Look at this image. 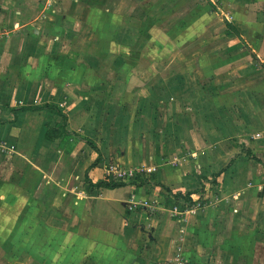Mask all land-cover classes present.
I'll use <instances>...</instances> for the list:
<instances>
[{
  "label": "crops",
  "instance_id": "0c3cea01",
  "mask_svg": "<svg viewBox=\"0 0 264 264\" xmlns=\"http://www.w3.org/2000/svg\"><path fill=\"white\" fill-rule=\"evenodd\" d=\"M88 1L92 3L96 1L95 6L97 8L89 5ZM219 1L222 6L217 7V9L226 13L225 15L228 17L225 24L227 23L226 28L229 27L230 30L226 33V39L240 46L231 52L217 54H203L201 52L197 57H189V60L196 61L199 67L197 73L199 70L202 71L205 83L201 87L199 82L195 88L190 86L192 80L189 79H192L191 76L195 73V69L183 74L179 72L174 74L180 76L178 79L180 82L177 86L183 93L171 97V101H165L166 104L157 95L155 98L151 97L150 102L146 103L148 112H145L144 116L141 115L136 118L137 121L140 119L139 122L142 126L150 125V131L156 133L153 135L157 137H159L157 133L164 131H166L165 134L176 133L177 139L179 137V140H182L181 144L182 142L184 144V141L187 144L184 145V149L189 150V155L198 159L197 162L194 161L196 166H193V170L198 169L199 171L198 174L193 172V175L196 179L195 184L198 183L199 186L195 188L189 186L186 191L179 190L178 192L184 194L187 191H193L194 203L192 206L199 204L202 210L208 204L206 200L208 197L204 198L207 189L206 183L213 184L214 188H217L222 181V179L220 180L221 176L226 172L222 171L231 160L233 163L228 171H232V169L236 171L238 160L241 157L248 161L250 169L248 175L251 177L248 176V178L250 181L252 180L253 187L259 180H256L258 177L252 167L264 169V145L258 146V149L254 148L256 142L254 139L251 145L245 142V144L240 145V141L233 140V147L236 149L228 162L225 159L224 161L215 160L207 164V156L200 151L203 147L200 140L207 137L204 132L207 125L216 128L218 131L216 137L221 140L224 137H231L235 128L237 131L240 130L239 120L242 116L238 110V101L235 102V98H233L235 91L245 89L250 91L253 96L259 95L261 92L264 93V74H259V71L264 70V0ZM105 2L106 0H0V214H5L3 218L1 217L4 219L5 217L9 218L7 212H21L24 217L31 218L34 216L38 219L43 213L42 208H39L40 206L47 209L51 203L57 204L60 200V205L63 208L55 212L56 215H60L66 210L64 207H73L75 203H83L82 199H85V203H92V208L86 207L82 216L84 215L87 221V234L93 246L99 242L104 245V248L112 251L121 248L120 250L123 249L124 251L125 249L132 252L131 259L134 260L130 264H167L169 261L163 257L173 249L174 241L171 240L168 246L162 242L165 240L163 235L166 234L164 224L166 225L171 220L170 223L174 225L181 224L186 236L189 235L188 231L190 232L191 229L201 236V231L191 225L182 226V222L188 221L196 212L191 209L183 214V217H180L182 214L179 215V212L176 211V215H174L172 206L164 205L165 199L162 190L153 183L137 187L125 185L116 189H105L90 187L86 181L87 174L93 183L108 179V177H106V165L101 161L103 150L100 143L84 134L86 129L85 115L93 100L92 89L96 87V79L103 80L95 72L96 70L91 63L85 61V54L91 53L97 57H105L103 56L104 52L105 55L118 51L121 54V52L128 50L124 44L129 41L126 32L121 30L122 26L118 27V24H121V16H117L118 21L117 18L112 21L116 20V23H111L108 20L107 12L109 9ZM205 8L206 4L203 7V5L194 2V10L202 11L198 16H195L196 22L182 24L184 25V33H190L192 29L197 28L196 31L199 30L200 35H202L201 29L207 28L209 18L220 19L217 13L214 15L205 13ZM144 21V19L141 20V22ZM152 27L151 31L149 30L151 34ZM98 29L103 30V33L101 34V30ZM93 31H96L97 34L95 35ZM138 39V37L135 39L136 43L140 42ZM83 42L88 43L86 51L80 46ZM110 44L116 45V51L109 48ZM243 60H246V63L240 66ZM255 62L259 64H255ZM234 68L239 69L234 71ZM187 76L188 78H186ZM193 78L199 81V77ZM141 81L142 79L137 83L135 88L137 91H142L144 87L148 88L151 94L156 91L157 88L153 90V86L151 88ZM198 85L199 87L196 88ZM189 88L194 89V92H189ZM210 90L220 94L222 98L219 96L221 99L219 101H222L223 106L224 104L231 105L226 106L231 112L228 113L224 110V113L221 110L224 108L220 109L221 104L207 98V93ZM226 91L230 92L226 93ZM193 95H197V102L192 99ZM262 104L264 106V102ZM45 105L58 107L67 114L71 131L90 138L96 143L101 151V160L96 166L90 168L98 157L94 158L91 155L92 152L89 154L87 151L88 158L84 159V163H88V165H83V160L76 159L79 157L77 148L72 146L71 152L67 153L60 148L57 142L45 139L47 122L41 120L37 124H33L32 115L40 113L48 115L50 110L18 111L16 116L10 111L22 106L43 107ZM172 108L176 109L174 116L171 114ZM194 108H197L198 111L196 112ZM233 110L236 111L233 112ZM45 120L47 119L45 118ZM259 121L264 123V116H261ZM157 122L164 125L162 131L155 129L156 126L154 125ZM170 123L172 126L175 124L176 128H172ZM137 126L138 124L135 128ZM70 141L72 142L73 138ZM83 143L86 145L85 142ZM197 145L201 148L196 149ZM243 146L249 148L252 155L261 160V163L246 157L244 151H241ZM92 151L95 152L94 149ZM63 158L69 163L63 164ZM216 165L219 168H214L210 174L204 171L208 168L213 169ZM70 167H74V169ZM63 170L67 171L64 178L61 177ZM75 172L76 175H74ZM219 172L222 173L217 181L211 182L212 174ZM199 177H207L208 180ZM67 178L81 180V186L86 192L81 193L82 195L76 193V185H73L74 182H72L69 184L71 188L68 193L70 194L66 195L60 192L61 195H59L62 183ZM167 179L170 180V175L167 176ZM17 180L21 185L17 183ZM183 180L184 177H181L180 181ZM234 180L235 178H233V182ZM157 181L162 182L161 179H157ZM166 186L173 193H177L169 184ZM89 187L97 189L99 194L92 193ZM202 188L203 190L199 191ZM153 195V201L158 206L157 212L154 215L145 214L148 209H142L139 212L138 207L140 205L136 203L150 200ZM131 199L135 201V208L129 205ZM227 201L228 205H232L233 200ZM252 201L254 202V195H250L247 197V202H243L248 204V207L250 206V211ZM261 202L263 204L264 199ZM182 203L184 201H181L180 205ZM2 205L5 207L3 208ZM60 207L57 206L58 209ZM229 209L225 213L226 223L231 219L232 221L235 220L234 217L237 215L233 206H230ZM261 211L262 217H264V210ZM246 212H248V208ZM253 215V218L257 219L258 210L253 212ZM163 216L165 217L164 220H162ZM145 218L146 220L157 221L155 228L158 230H156L155 239L149 240L151 235H154V233L151 234V228L150 232L144 233L142 231L144 226H140V224L145 223ZM137 219L140 220V223L136 224ZM201 219L207 225L205 214L200 217ZM218 223H220V219L216 215L214 227ZM212 232L215 236V230ZM229 232L232 235L234 233ZM187 237V242H189L188 239L190 240L191 236ZM192 237L194 238V235ZM141 238L149 240L146 245L144 244L145 246L142 244L144 241ZM107 240L112 242H107ZM187 242L185 241L184 244ZM141 244L142 247L147 248L145 255L142 258H136L135 249L138 247L137 245ZM191 244L192 241L189 245ZM214 246L215 252L222 247V245L217 244ZM196 249L200 251L198 247ZM231 249L234 250L232 246ZM184 250L190 252L194 251L195 248H186L185 246ZM150 256L154 257V261L150 262ZM160 259H163V262ZM147 260L149 261L147 262Z\"/></svg>",
  "mask_w": 264,
  "mask_h": 264
},
{
  "label": "rangeland",
  "instance_id": "374dc122",
  "mask_svg": "<svg viewBox=\"0 0 264 264\" xmlns=\"http://www.w3.org/2000/svg\"><path fill=\"white\" fill-rule=\"evenodd\" d=\"M194 2L203 5V7L206 4L205 13L212 15L217 13L219 18L223 20L209 18L207 28L201 29L202 35H200L199 30L196 31L197 28L192 29L190 33H184V25L196 22L195 16H198L202 11L194 10ZM95 3L97 2L88 1L89 5L97 8ZM105 3L109 9L107 14L111 23H116L115 21L119 20L117 16H121V24H118V27L122 26L121 30L126 32L128 36L129 41L124 44L128 50L121 52V54L118 51L105 55L104 52L103 56L105 57L93 56L91 53L85 54V61L91 63L96 70L95 72L103 80L96 79V87L92 89L93 100L85 115L86 129L84 134L100 143L103 150L101 161L105 163L106 168L113 167L115 171L123 170L133 173L129 179L120 181L141 183L145 179L149 182L161 179V183L169 184L174 192L179 190L184 192L189 186L195 188L199 184H195L196 179L193 172L198 174L199 170H193V166H196L194 163L198 159L191 157L187 148L184 149V145H187L185 141L183 140L184 144L183 142L181 144L182 140H179V137L177 139L176 133L165 134L166 131L164 130L162 133H157L159 135L157 137L153 135L156 133L150 131V125L142 126L139 122L140 119L137 121L136 118L141 115L144 116L145 112H148L146 103L150 102L151 97L155 98L157 95L160 100L165 102L171 101V97L183 93L177 86L180 82L178 80L180 76L174 74L178 72L183 74L195 69V73L191 76L192 79H189L192 80L190 86L195 88L199 82L201 87L205 83L202 71L199 70L197 73L199 67L196 61L189 60V57H197L201 52L203 54L231 52L240 46L226 39V33L230 30L229 27L226 28L227 23L225 24L228 17H226V13L217 9V7L222 6L219 0H106ZM115 18L117 19L112 22ZM143 19L145 21L141 22ZM151 27L153 28L152 34L150 33ZM100 32L102 34L103 30ZM93 33L97 34L96 31ZM137 37L140 40L139 43L135 41ZM86 42L80 45L84 51L88 45ZM109 48L116 51L114 44H110ZM245 63L246 60H243L240 66ZM255 64L259 63L255 62ZM237 69L239 68H234V71ZM259 72V74H264L263 69ZM193 77H199V81ZM140 79L146 85L153 86V90L157 88L156 91L151 94L150 90L145 87L142 91H137L135 88ZM189 92L193 93L194 89L189 88ZM228 92L230 91H226V93ZM207 95L211 101L221 104L220 109L224 108L221 110L231 112L229 107H226L231 105L224 104L223 106L222 101H219L221 100L219 93L210 90ZM262 95L264 93L261 92L259 95L253 96L250 91L245 89L235 91L233 98H235V102L238 101V110L242 117L239 120L240 130L237 131L235 128L231 137H224L221 140L216 137L218 131L214 126L209 125L208 127L207 125L206 130L204 128L207 137L200 140L203 146L200 151L207 156V164L215 160L224 161L225 159L228 162L236 149L233 147V140L240 141V145L245 143L251 145L254 139L256 141L254 148L256 149L264 145V123L259 121L260 117L264 116L262 104L264 96ZM192 99L197 102V95H193ZM195 111H198L197 108ZM235 111L233 110V112ZM175 113L176 109L172 108L171 114L174 116ZM32 116L33 124H37L41 120L53 124L60 120L59 117L54 116L52 111L48 115L40 113ZM137 124L138 126L135 128ZM170 124L172 126V123ZM73 125L75 124L73 123ZM154 126H156V130L162 131L164 125L157 122ZM172 128L175 129L176 125L173 124ZM62 144L63 148L67 150L72 146L77 148L79 157L76 159L83 160V165L86 164L84 159L88 158L87 151L89 154L92 152L91 155L94 158L98 156L97 153H93L90 146L85 145L77 138H74L72 142L67 140ZM199 148L201 147L197 145L196 149ZM62 160L63 164L69 163L64 158ZM70 168L74 169V167ZM214 168L218 169L219 167L216 165L213 169L208 168L204 171L210 174ZM252 168L258 177L256 180H259L254 184V187L252 180L249 179L251 177L248 175L250 173L248 161L241 157L238 160L236 171L235 169L227 170L221 176L220 180L222 179V181L217 188H214L213 184L206 183L207 189L204 198L208 197L206 199L208 204L205 209L202 210L199 204L192 206L182 203L179 206H172L173 214L176 215V211H178L179 215L182 214L180 217H183V214L191 209L193 212L195 211L196 213L188 221H181L182 226L191 225L198 231L200 230L202 235L199 236L191 229L190 232L188 231L187 237L184 233L185 230L183 231L181 228V224L174 225L170 223L171 220L166 225L164 224L166 234L163 235L165 240L162 242L168 246L171 240L174 241L173 249L163 257L169 261L167 264H264V217H262L261 211L264 210V203L261 202L264 199V169L262 170V167ZM66 173L67 171L63 170L61 177L64 178ZM76 174L75 172L74 175ZM111 175L110 177L106 173L109 180L120 182L117 178V172ZM168 175H170L169 181ZM234 175L235 177H233ZM181 177H184L183 181H180ZM233 178H235L234 182ZM18 182L19 180H17ZM72 182H74L73 185H76V193L86 192L81 186V180L67 178L62 183L59 195H61L60 192L66 195L70 194L68 190L71 188L69 184ZM137 185L135 186L137 187ZM90 187L89 190L92 193L99 194L97 189ZM160 189L163 193L164 190L161 187ZM250 195H254L251 211L249 210L250 206L248 207V204L243 203L247 202V197ZM155 198H157L156 195ZM153 200L154 195L150 200L137 202L136 204L140 205L138 207L139 212L142 209H148L145 214L154 215L158 206ZM227 200H233L232 205H228ZM82 201L83 203H75L73 207H64L66 210L60 215L55 214L56 210L60 211L63 208L60 205V200L57 204L51 203L50 207L47 208L48 210L40 206L39 208H42L43 213L38 219L34 216L31 218L24 217L21 212H7L9 218L5 217L4 219L2 218L5 214H0V264H130L134 260L131 259L132 252L125 249L124 251L123 249L120 250L121 248L112 251L104 248V245L99 242L93 246L87 234V221L84 215L82 216L86 207L92 208V203H85V199ZM134 204L135 201L131 199L129 205L135 208L136 205ZM57 206H61L60 209ZM230 206L235 208L237 215L234 217L235 220L232 221L231 219L226 223L225 213L230 210ZM247 208L248 212H246ZM257 210L258 216L256 215L257 219H254L253 212H257ZM204 214L207 225L204 224V220H200ZM216 215L220 219V223L214 227ZM164 219L163 216L162 220ZM144 221L145 223L142 220L141 223H143L140 224V226H144L142 231L147 233L150 232L151 228V234L154 233V235L150 234L149 240L155 239L156 230H158L155 228L157 221L146 220V218ZM138 222L140 223V220L137 219L135 223ZM212 230H215V236L212 234ZM229 231L234 232L233 235ZM186 237L191 238V245H189L191 241L188 239L189 242H187ZM144 239L141 238L144 241L142 244L146 245L149 240ZM185 241L186 244H184ZM107 242L112 241L107 240ZM142 244L137 245L138 247L135 249L136 258H142L145 255L147 248L142 247ZM216 244L222 245L217 252L213 250ZM185 246L186 248L194 247L195 250L188 252L184 250ZM231 246L234 250L231 249ZM150 259V262L154 261V257L150 256ZM160 260L163 262V259Z\"/></svg>",
  "mask_w": 264,
  "mask_h": 264
},
{
  "label": "trees",
  "instance_id": "16d2710c",
  "mask_svg": "<svg viewBox=\"0 0 264 264\" xmlns=\"http://www.w3.org/2000/svg\"><path fill=\"white\" fill-rule=\"evenodd\" d=\"M47 110L52 111L54 116L59 117L60 120L58 122H54L53 124L50 122L46 123L45 139H47L51 142H55V143L57 142L58 145L60 146V148H62V149H64L62 142H65V141L70 140L72 138L73 139L77 138V139L85 142L88 146H90L92 149H94L95 152L98 154L97 159L90 166V168L96 166L101 160L100 149L98 148V146L96 145V143L92 139L80 136L76 132L71 131L69 129V122H68L67 114L62 112L58 107L51 106V105H45L43 107L22 106V107H18V108H13L10 111L16 116L18 111L39 112V111H47ZM64 150L67 153L71 152V149H69V150L64 149ZM241 151H244L246 157L255 159L261 163V160H259L256 156L252 155L251 150L249 148L243 146ZM232 163H233V160H231L229 165L222 172H225L228 169H230V167L232 166ZM222 172L213 173L211 182L215 183L217 181V178L220 176V174ZM199 178L208 180L207 177H199ZM86 181L89 184V186H91V187L105 188V189H116V188H119V187H122L125 185H136V184H138L137 186H143V185H146L148 183H153V184L161 187L164 190V192L162 194H163V197L165 199V201H164L165 206H169V205L173 206V207L179 206L181 201H184V203H186L188 205H192L194 203L193 198H192V194L194 193L193 191H187L184 194L181 192L173 193L172 190L168 186H166L165 184L158 182V181L149 182L148 180L145 179L141 183H137V182L126 183L124 181L115 182V181H111L108 179H104V180H100L96 183H93L92 180L89 178L88 174L86 175ZM202 190H203V188L199 191H202Z\"/></svg>",
  "mask_w": 264,
  "mask_h": 264
},
{
  "label": "built area",
  "instance_id": "2783aa9c",
  "mask_svg": "<svg viewBox=\"0 0 264 264\" xmlns=\"http://www.w3.org/2000/svg\"><path fill=\"white\" fill-rule=\"evenodd\" d=\"M117 172V175H118V180L120 181V180H127V179H129L132 175H133V173L132 172H126V171H123V170H116L115 171V169L113 168V167H110V168H107V170H106V173H107V175L108 176H112L111 174H114V173H116ZM115 176V175H114Z\"/></svg>",
  "mask_w": 264,
  "mask_h": 264
}]
</instances>
